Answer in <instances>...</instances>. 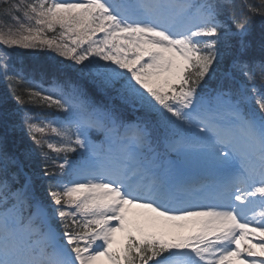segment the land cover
I'll return each mask as SVG.
<instances>
[{
  "label": "snow or ice",
  "instance_id": "obj_1",
  "mask_svg": "<svg viewBox=\"0 0 264 264\" xmlns=\"http://www.w3.org/2000/svg\"><path fill=\"white\" fill-rule=\"evenodd\" d=\"M0 46V264H264V0H0Z\"/></svg>",
  "mask_w": 264,
  "mask_h": 264
},
{
  "label": "trees",
  "instance_id": "obj_2",
  "mask_svg": "<svg viewBox=\"0 0 264 264\" xmlns=\"http://www.w3.org/2000/svg\"><path fill=\"white\" fill-rule=\"evenodd\" d=\"M29 50H31V49H29ZM36 51H38V50H36ZM1 88H3L5 91H7V93H6V102L7 103H10V105H14V106H18V107L21 106V105H18L17 102L12 98L11 92L8 89L7 84L4 81H2V79L0 78V89ZM0 93H1V91H0ZM4 95H5V93H4ZM21 107H23V106H21ZM14 133H15V136L17 137L18 134L16 132H14ZM16 139L22 140L21 137H17ZM27 143H28V146H31V144H32V142L29 140L28 137H27ZM22 146H24V144H22Z\"/></svg>",
  "mask_w": 264,
  "mask_h": 264
}]
</instances>
